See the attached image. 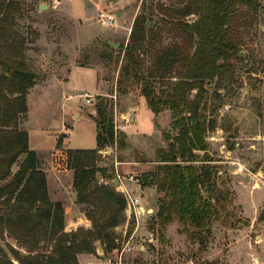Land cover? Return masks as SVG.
I'll list each match as a JSON object with an SVG mask.
<instances>
[{
    "label": "rangeland",
    "instance_id": "374dc122",
    "mask_svg": "<svg viewBox=\"0 0 264 264\" xmlns=\"http://www.w3.org/2000/svg\"><path fill=\"white\" fill-rule=\"evenodd\" d=\"M193 1L0 0L2 38L8 42L1 43V54L25 60L35 74L19 128L29 133V148L37 152L39 169L46 174L49 199L65 209L66 233L93 226L88 207L77 202L68 151L96 148L101 104L113 120L115 140L126 134L125 148L109 144L97 157V166L114 173L121 185L115 177L105 179L100 172L98 177L100 184L139 198L140 219L130 215L126 203V220L114 228L116 247L108 251L96 240L94 253L83 252L94 255L97 264H264V0H259V11L244 7L233 18L239 50L230 57L231 81L205 85L207 116L215 125L208 132L209 153L215 159L211 164L219 167L215 178L222 191L209 226L198 230L177 217L162 228L156 215L163 194L139 182L158 166V151L169 147L165 132L171 131L172 115L169 110L155 115L138 82L119 81L125 63L121 45L126 47L136 18L145 14L148 71L157 54L187 40L173 24L197 19L187 15ZM43 3L47 8L41 10ZM178 72L176 65L169 72L158 69L150 82L160 93ZM25 156H19L0 187L12 181ZM19 210H0L14 221L0 228V257L21 264L20 257L33 262L35 256L45 261L55 256L58 241L42 231L25 235L16 221L24 213ZM34 210L43 213L44 206ZM76 213L84 220L75 223Z\"/></svg>",
    "mask_w": 264,
    "mask_h": 264
},
{
    "label": "trees",
    "instance_id": "16d2710c",
    "mask_svg": "<svg viewBox=\"0 0 264 264\" xmlns=\"http://www.w3.org/2000/svg\"><path fill=\"white\" fill-rule=\"evenodd\" d=\"M244 7L257 12L261 3L259 0H194L187 15L195 14L197 19L192 22L179 20L173 24L187 40L172 50L157 54L148 71L144 67L147 47L145 14L136 18L126 47L121 45L125 63L119 81L124 77L138 82L155 115L166 110L172 115L171 131L165 132L168 149H160L156 160L158 166L139 178L142 186H154L163 194L156 215L162 228L178 217L182 221L190 220L198 230H205L217 213L216 201L220 200L222 191L215 178L219 167L211 164L215 159L209 153L208 132L215 125L208 120L209 101L205 85L214 80L218 85L222 81H231L230 57L239 50L233 18ZM1 22L0 180L11 174L20 155L26 156L12 181L0 187V210L23 209L24 213L16 221L25 235L35 236L42 231L49 239L58 241L55 256L46 261L35 256L33 262L20 257L21 264H79L78 254L94 253L96 240L104 243L108 251L113 250L116 247L114 228L126 220L125 196L114 185L100 184L98 179V172L105 179H113L115 174H107L108 169L97 166L102 148L114 143L119 148L126 147V134L121 132L120 139L115 140L113 120L107 107L101 104L98 107L96 148L68 151L69 167L74 170L73 187L77 202L88 207L86 214L93 226L92 229L79 228L72 234L66 233L65 209L60 202L49 199L46 174L39 169L37 152L29 148V133L19 128V119L28 110L26 95L35 84V74L25 60L1 54V43L8 44L6 38H2ZM175 65L179 67L177 79L170 82L166 90L156 92L150 79L158 69L169 72ZM199 151H203V155L198 154ZM39 204L44 206L43 213L34 210ZM13 223L12 217L6 219L0 215V228ZM0 264L12 262L0 257Z\"/></svg>",
    "mask_w": 264,
    "mask_h": 264
},
{
    "label": "built area",
    "instance_id": "2783aa9c",
    "mask_svg": "<svg viewBox=\"0 0 264 264\" xmlns=\"http://www.w3.org/2000/svg\"><path fill=\"white\" fill-rule=\"evenodd\" d=\"M110 20H112V18H110ZM88 101L90 102L91 100L88 99ZM124 196L126 199V203H127V207H128V212L130 213V215L133 213V215L135 216V218L137 220L140 219V208H142L140 206V199L133 196V194H131L128 190L124 189Z\"/></svg>",
    "mask_w": 264,
    "mask_h": 264
},
{
    "label": "crops",
    "instance_id": "0c3cea01",
    "mask_svg": "<svg viewBox=\"0 0 264 264\" xmlns=\"http://www.w3.org/2000/svg\"><path fill=\"white\" fill-rule=\"evenodd\" d=\"M81 149H85V148H81ZM88 149H92V148H88ZM72 184H73V182H72ZM120 185H121V183H120ZM67 214H69V210L66 211V215ZM75 215H76V218H77V221H75V223H77L80 220H84L83 217L80 215V213H76ZM73 223H74V221H73ZM98 254H101V252L98 251ZM91 256H94V255H92V254H86V253H81L78 256L79 257V262L81 264H97V262L93 258H91Z\"/></svg>",
    "mask_w": 264,
    "mask_h": 264
},
{
    "label": "water",
    "instance_id": "95a60500",
    "mask_svg": "<svg viewBox=\"0 0 264 264\" xmlns=\"http://www.w3.org/2000/svg\"><path fill=\"white\" fill-rule=\"evenodd\" d=\"M45 8H47V6L43 3V4H41V6H40V9L41 10H44ZM148 24H149V22H148ZM113 44V43H112ZM116 47H119V43H117V44H114ZM98 179H100V177H98ZM115 182H116V185H118V186H120V179L118 178V177H115Z\"/></svg>",
    "mask_w": 264,
    "mask_h": 264
}]
</instances>
